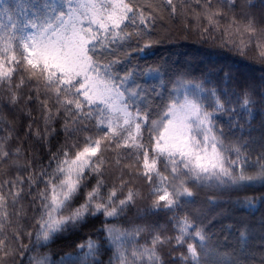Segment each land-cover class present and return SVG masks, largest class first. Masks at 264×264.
Segmentation results:
<instances>
[{"label": "snow or ice", "instance_id": "1", "mask_svg": "<svg viewBox=\"0 0 264 264\" xmlns=\"http://www.w3.org/2000/svg\"><path fill=\"white\" fill-rule=\"evenodd\" d=\"M41 10L42 18L33 11L17 20L0 4V176L17 173L0 180V264L18 257L23 264L34 247L98 220L112 245L109 264H199L189 241L203 245L204 228L182 214L183 204L203 186L244 193L245 206L264 202V191L247 195L264 188V142L249 151L254 141L226 143L216 118L237 111L228 93L184 75L182 98L151 119L141 103L155 89L127 85L137 75L154 78L163 65L137 64L123 75L113 67L133 54H155L168 39L152 31L165 13L188 20L184 30L202 41L222 33V46L264 62V16L238 0H43ZM239 87L232 95L242 113L264 102V92L254 100L247 85ZM135 178L148 186L153 210L172 213L170 227L109 223L145 198ZM145 234L150 239L141 245ZM99 247L89 237L87 255ZM27 258L46 264L39 253Z\"/></svg>", "mask_w": 264, "mask_h": 264}, {"label": "trees", "instance_id": "2", "mask_svg": "<svg viewBox=\"0 0 264 264\" xmlns=\"http://www.w3.org/2000/svg\"><path fill=\"white\" fill-rule=\"evenodd\" d=\"M42 2L43 0H0V4L8 7L13 18L17 20H23L25 15L31 17L33 11L42 18L45 15L41 10ZM249 4L252 7H247ZM238 5H244L245 11L257 17L264 16V0H238ZM3 21L7 24V16L3 17ZM186 23L188 20L183 17L170 18L165 13L162 18L157 19L152 31L161 36L167 34L168 39L157 46L155 54L147 59L133 54L124 63L115 65L113 71L123 75L128 68L137 64L141 66L151 64L153 67L163 65L160 73L154 78L137 75L134 82L130 81L127 85L132 89H135L137 85L155 89L141 103L142 108L151 110V119H157L164 111L163 106L171 99L182 98L185 89L178 83L180 75H184L186 79L206 81L204 85L206 88H219L226 91L232 100L228 107H235L237 111L217 115L216 125L224 129L225 142L228 143L237 138L242 141H254L255 143H251L250 149L246 151L259 150L260 143L264 142V102L253 104L248 112L242 113L236 100L241 91L239 85H247L253 94V99L261 100L259 94L264 92V62L256 59L253 51L242 56L235 48L222 46V33L216 34L215 39L209 38L202 41L198 32L184 30ZM192 23L194 25L195 21ZM232 39L238 44L241 36L235 35ZM132 47H135L134 43ZM110 58L107 57V59ZM101 62H106V59L102 58ZM225 74L229 76L227 81H225ZM57 142L59 141L53 140V143ZM37 148L39 149V146ZM39 151L43 150L39 149ZM255 155L256 152L251 151L253 159ZM15 175L17 173L13 170L7 175L0 176V180L9 179ZM135 183L145 198L138 200L134 206L130 207L127 215L117 220L118 224L128 229L136 225L170 227L168 220L172 213L153 210L152 197L147 195L149 188L145 181L135 178ZM255 187L259 190L254 193L249 192L247 195L259 196L264 191V188L259 185ZM244 195L231 189L203 186L196 189V195L183 204L182 214H189L198 226L204 228L206 239L203 245L198 239L189 241L197 244L200 254L199 264H264V202L254 201V206H245ZM12 227L14 225L9 226V231ZM101 227L100 220L89 227L79 229L70 227L54 236L47 244L34 247L25 256L23 264L28 263V256L37 252L48 253L55 264H58V261L65 256L76 254L79 250L77 245L85 244L89 237L100 245L97 251L99 261L105 262L109 259L111 252L105 246L103 232L97 231ZM34 239L33 237V242ZM146 239H150L147 234L139 239V244L143 245ZM24 243H29L27 238ZM16 264H19V257Z\"/></svg>", "mask_w": 264, "mask_h": 264}, {"label": "rangeland", "instance_id": "3", "mask_svg": "<svg viewBox=\"0 0 264 264\" xmlns=\"http://www.w3.org/2000/svg\"><path fill=\"white\" fill-rule=\"evenodd\" d=\"M109 223L117 225V223L114 222V220H110ZM107 245L112 250V245L109 244L108 240H107ZM128 247L131 248L132 245L129 244ZM87 253H88V249H87V243H86L84 249L79 250L77 255H69L66 257L65 261H60V263L61 264H94V261L96 259L95 252L92 255H87ZM39 254L43 257H46V264H53V261L51 260V258L47 256L45 253H39Z\"/></svg>", "mask_w": 264, "mask_h": 264}]
</instances>
